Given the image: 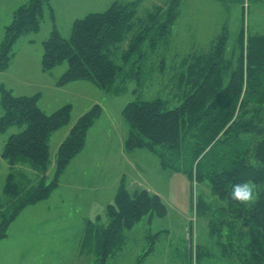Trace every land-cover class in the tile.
Wrapping results in <instances>:
<instances>
[{
  "label": "trees",
  "instance_id": "16d2710c",
  "mask_svg": "<svg viewBox=\"0 0 264 264\" xmlns=\"http://www.w3.org/2000/svg\"><path fill=\"white\" fill-rule=\"evenodd\" d=\"M141 4L140 0L114 3L103 13L76 20L69 38L54 30L43 43L42 71L68 63L59 87L85 81L108 94H124L128 81L138 80L147 59L168 42L179 17L178 0L151 10L140 9ZM47 7L52 12L49 0H29L15 11L0 45V74L15 56V43L40 30ZM228 42L224 28L209 53L182 61L176 90L183 100L178 107L168 109L162 99L136 100L125 107L129 125L125 149H146L164 169L185 170L192 182H209L212 193L227 203L222 211L229 220L211 221L209 226L212 238L225 233V240L235 244L227 251L219 243L225 260L264 264V35L246 36L242 30L230 56ZM122 50L118 63L116 56ZM39 99L40 94L15 96L0 84V132L20 129L9 137L1 157L12 168L28 165L41 176L37 187L23 197L15 175H9L4 194L14 211L9 216L1 212L0 241L20 211L49 199L58 188L61 175L84 149L89 130L103 112L95 105L78 119L57 151L56 172L47 183L49 139L70 124L72 107L66 105L48 115L39 108ZM244 181L254 182L258 193L247 206L230 198L232 185ZM198 208L202 212L204 203H198ZM166 215V206L157 195L147 190L131 193L123 181L115 202L106 209L108 220L103 222L98 216L85 222L79 255L88 257V264H110L125 244L126 232L145 217Z\"/></svg>",
  "mask_w": 264,
  "mask_h": 264
},
{
  "label": "rangeland",
  "instance_id": "374dc122",
  "mask_svg": "<svg viewBox=\"0 0 264 264\" xmlns=\"http://www.w3.org/2000/svg\"><path fill=\"white\" fill-rule=\"evenodd\" d=\"M28 1L10 0L9 3V0H0V45L5 37V28L12 22V10H17L19 3L25 4ZM52 1L56 14H50L47 7L40 30L21 37L15 43V56L8 74L14 70L16 76L24 71L31 75L27 70L28 65L33 66V63H29L31 52L24 48L28 46V42L34 45L32 54L38 50L40 55L43 43L54 30L63 38L70 37L77 18H72L74 14L71 6L62 8V0ZM121 1V4L126 5L139 0H132L130 3L127 2L131 0ZM140 1V9L151 10L156 6H169L175 0ZM178 2L179 17L168 42L160 45L157 53L147 59L138 80L128 81L124 94L117 96L103 91L102 94L98 92L89 97L100 99L102 104L99 106L103 112L89 130L84 149L63 173L68 170V183H64L56 191L58 186L49 199L20 211L7 228V237L0 241V264H88L89 258L79 255L85 222L95 221L98 216L103 222L108 220L106 209L115 202L116 193L123 181L131 193L147 190L157 195L166 206L167 215L152 219L145 217L126 232L125 244L110 264H231L222 255L219 243L225 245L227 251L233 249L235 244L231 245L225 240V233L222 237L212 238L209 229L211 221L220 223L221 220H229L222 211V206L227 203L212 193L209 182H192L185 170L173 172L164 169L159 158L152 152L146 149L127 151L125 141L129 125L123 111L129 103L136 100L162 99L168 109L178 107L183 100L176 90L182 61L192 55L209 53L224 28L229 38V56L236 48L235 44L242 30L246 36L264 35V0ZM123 51H119L116 56L118 63L122 62ZM39 55L34 63H40ZM63 66L67 69L68 63ZM9 84L13 85L11 79ZM13 87L17 92L12 94L16 96L20 93V88ZM43 103L44 101L42 106ZM72 107L73 113L68 126L76 123L79 118L73 117L84 110L76 102ZM59 109L48 111L54 113ZM2 115L0 104V118ZM65 129L64 127L55 132L53 139L51 137L53 147L64 137ZM19 132L18 127L8 129L6 133L0 132V224L1 212L9 216L14 211V205L10 204L9 198L7 202L4 194L9 175H15L17 183L22 187L23 197H26L28 191L35 189L41 179L28 165L18 164L12 168L1 157L9 137ZM55 172L56 155L50 152L47 183L53 180ZM201 202L204 203L202 212L198 208V203ZM232 233L236 236L237 231ZM232 233L229 234L234 239ZM198 247L199 256L196 260Z\"/></svg>",
  "mask_w": 264,
  "mask_h": 264
},
{
  "label": "crops",
  "instance_id": "0c3cea01",
  "mask_svg": "<svg viewBox=\"0 0 264 264\" xmlns=\"http://www.w3.org/2000/svg\"><path fill=\"white\" fill-rule=\"evenodd\" d=\"M121 0H109V1H104V0H62L63 6L62 8L71 6V11L73 12L72 18H77L81 19L83 17H86L87 15L91 13H103L107 9H109L108 6H112L114 3H119L121 4ZM132 2L129 1L127 3ZM10 3V0H9ZM50 7L52 10L51 13L56 14L55 7L53 6V1L49 0ZM124 4L126 1L123 2ZM24 3H19V6H23ZM27 4V3H25ZM24 4V5H25ZM111 4V5H110ZM18 5V4H17ZM15 13V9H13ZM28 46L24 47L27 49L30 54V59L29 63H33V66L28 65L27 70L31 72V75H29L26 71L23 72V74H20V76L14 75V70L12 71L11 74H8V67L5 72H2L0 74V77L2 79V85L6 87V89L10 90L11 92H17V90L14 89L13 86H18L19 92L18 95L16 96H33L36 94H40V99H39V107L46 112L47 114L53 113V111H48V110H56L57 108H61L65 105H70L71 107L73 106L74 102L78 104V106H83L84 110L77 112V114L73 118H80L82 115H84L86 112H88L92 107L95 105H101L100 99H96L94 97H91L94 93L100 92L102 94V90L98 89L96 86L89 82L85 81H78L74 83H70L64 87H59L57 85L59 79L62 77V75L66 72V67L61 65L59 67L54 68L53 70L49 72H43L42 67H41V62H42V57H43V52L39 55L38 50H36L35 54H32L33 47L34 45L32 43H27ZM41 57L40 63H34L35 58ZM59 69V70H57ZM9 79L12 80L13 85L9 84ZM105 92V91H104ZM86 100V101H85ZM43 106L41 105L42 102ZM89 102V105H88ZM73 110V107H72ZM73 113V111H72ZM78 121V120H77ZM76 121V122H77ZM76 123L65 127L66 132L64 134V137L60 140V142L53 147V136L56 134H52L50 139H49V147H50V152L54 154V156L57 154V151L61 145V143L67 138L66 136L69 135L72 127ZM64 129V128H63ZM62 130V129H61ZM68 134V135H67ZM68 170L63 174L62 180L60 182L59 188L56 190H60L63 184H67L68 181L66 179V173ZM65 181V182H64Z\"/></svg>",
  "mask_w": 264,
  "mask_h": 264
},
{
  "label": "clouds",
  "instance_id": "9594fccd",
  "mask_svg": "<svg viewBox=\"0 0 264 264\" xmlns=\"http://www.w3.org/2000/svg\"><path fill=\"white\" fill-rule=\"evenodd\" d=\"M256 188L257 185L252 181L234 183L231 188L230 198L247 206L255 202L258 195Z\"/></svg>",
  "mask_w": 264,
  "mask_h": 264
}]
</instances>
